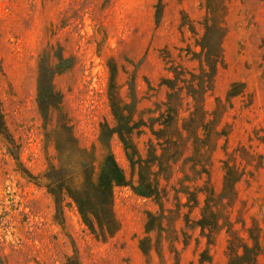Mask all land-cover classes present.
Instances as JSON below:
<instances>
[{"label":"rangeland","instance_id":"1","mask_svg":"<svg viewBox=\"0 0 264 264\" xmlns=\"http://www.w3.org/2000/svg\"><path fill=\"white\" fill-rule=\"evenodd\" d=\"M227 5L225 64L205 107L212 110L215 98L225 99L233 85L239 94L223 116L229 136L210 154V180L220 194L221 162L239 146L261 162L244 165L251 175L237 184V200L225 210L246 235L242 223L251 225L255 219L264 227V142L259 140L264 137V0H227ZM204 14L205 0H0V99L18 144L11 149L0 136V264H65L74 248L82 264L227 263V228L208 240L195 227L198 208L182 207L180 216L166 211L163 230L150 234L162 258L156 251L147 258L139 239L146 235L147 212L160 213L154 200L129 186L116 187L113 206L120 229L102 240L90 232L70 198L63 219H57L43 178L52 166L64 167L79 186L82 165L93 166L96 178L109 151L136 178L112 131L117 122L111 95L127 104L139 122L134 141L145 153L153 138L151 120L166 99L168 89L161 81L171 77L160 51L167 48L176 62L195 68V62L181 60L178 49L187 44L195 49ZM40 80L46 86L42 107ZM79 150L85 152L83 162L78 161ZM184 169L183 161L174 164L171 185L179 187ZM169 196L166 207L176 209L171 188ZM258 263L264 264V254Z\"/></svg>","mask_w":264,"mask_h":264},{"label":"trees","instance_id":"2","mask_svg":"<svg viewBox=\"0 0 264 264\" xmlns=\"http://www.w3.org/2000/svg\"><path fill=\"white\" fill-rule=\"evenodd\" d=\"M227 11V0H205V14L199 22L203 33L195 38V49L190 44L178 49L181 60L195 62V68L176 62L167 48L160 51L171 77L161 81L168 90L162 106L156 109L157 116L151 120L149 129L153 138L149 140L145 153L134 141L139 122L128 111L127 104H122L111 95V107L117 122L112 131L118 134L125 147L135 179L127 175L111 151L104 157L96 178L93 166L82 165V183L79 186L71 182L64 167L52 166L44 175L45 187L54 198L57 219H63L65 200L70 198L76 204L84 224L96 238H111L120 229L113 206L114 190L129 186L137 195L154 200L160 210L159 214L147 212L146 235L139 239V247L147 258L151 257L153 251L162 258L158 243L153 241L150 234L156 229L163 230V221L168 219L166 211L180 216L181 208L188 207L190 210H200V217L194 221L195 227L200 228L208 240L223 226L227 228L228 261L225 264H259L258 258L264 254V227L252 219L251 225L242 223L246 235L240 234L225 210L237 200V184L246 175H251L246 166L255 163V166H260L261 162H256L255 155L247 147L239 146L233 152H227L221 162L224 179L220 194L215 192L210 180V154L222 139L226 140L229 136L230 130L223 124V116L231 99L239 94L237 86L233 85L225 99L215 98L212 110L205 107L206 97L214 92L217 72L225 64L223 43L228 31ZM189 29L193 35H197L193 24H189ZM45 88L40 80L41 107L46 105V100L42 98ZM48 105L52 106L53 102ZM0 136L11 149L18 148L6 124L1 99ZM259 140L264 142V137ZM10 153L19 161L12 150ZM78 161H85L83 150H79ZM180 161H183L185 169L182 172L185 176L179 179L177 187L171 185V179L173 166ZM29 176L32 177V174ZM170 188L174 190V199L178 202L176 209H168L165 205L170 199ZM181 196L186 197L187 201L182 202ZM187 221L191 220L187 218ZM65 264H82L76 248Z\"/></svg>","mask_w":264,"mask_h":264}]
</instances>
